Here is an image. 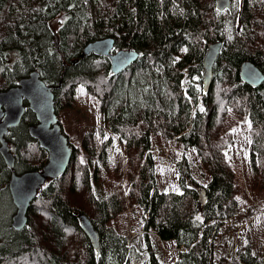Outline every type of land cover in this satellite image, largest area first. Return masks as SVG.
Segmentation results:
<instances>
[{"label":"trees","instance_id":"16d2710c","mask_svg":"<svg viewBox=\"0 0 264 264\" xmlns=\"http://www.w3.org/2000/svg\"><path fill=\"white\" fill-rule=\"evenodd\" d=\"M240 5L237 27V17L219 14L215 0H0V92L39 73L52 88L58 123L73 150L66 173L38 192L21 231L11 225V171L0 156V211L6 199L11 207L8 217L0 213L7 220L0 222V264H138L142 253L113 227L127 203L143 216L140 264H163L151 233L184 249L173 264H264V254L248 247L232 250L229 260L215 257L222 225L245 222L240 184L248 195L264 192V83L253 89L239 77L245 61L264 74V0ZM106 38L115 40L114 52L140 55L117 76L105 57L80 58L87 44ZM218 41L224 47L204 94L202 60L207 45ZM86 96L97 102L101 126L76 146L63 120ZM25 106L20 125L5 137L18 175L41 171L48 162L30 136L38 122ZM240 128L250 141L243 180L229 156ZM172 141L197 155L209 175L206 185L187 184L186 176L179 193L159 189L150 151L154 142ZM186 162L183 156L178 168ZM75 214L90 219L99 255Z\"/></svg>","mask_w":264,"mask_h":264},{"label":"water","instance_id":"95a60500","mask_svg":"<svg viewBox=\"0 0 264 264\" xmlns=\"http://www.w3.org/2000/svg\"><path fill=\"white\" fill-rule=\"evenodd\" d=\"M215 8L219 14L232 11V0H215ZM115 40L106 38L87 44L80 56L81 59L94 55L110 61L111 74L117 76L131 67L139 59L138 52L119 50L114 52ZM224 47L222 41L207 45L202 60V92L207 94L213 83V70ZM56 48L57 42H56ZM239 77L243 84L255 89L264 83V74L251 62L245 61L239 69ZM28 109L35 115L37 126L31 127L30 136L37 140L40 147L48 154V162L41 171L16 174L15 158L6 141L9 130L18 127ZM73 150L67 137L62 134L54 105L52 88L47 86L33 71L28 77L21 79L16 87L0 92V156L11 171L8 191L16 209L12 216V228L23 230L28 224V211L38 192L49 180H56L64 175L70 165ZM188 169L185 163L181 166V178L185 179ZM81 231L85 234L93 250L99 255V238L90 219L83 214H75Z\"/></svg>","mask_w":264,"mask_h":264},{"label":"rangeland","instance_id":"374dc122","mask_svg":"<svg viewBox=\"0 0 264 264\" xmlns=\"http://www.w3.org/2000/svg\"><path fill=\"white\" fill-rule=\"evenodd\" d=\"M232 17L236 18L237 27L240 24V0H232ZM231 28H235L234 24ZM98 105L95 100L90 99L88 96L78 99L74 108L67 110L68 116L63 120L64 127L68 129L69 136L73 143L78 146L81 143L83 135L92 131L93 127H100L101 117L98 113ZM65 129V130H66ZM237 141L232 146L230 145L229 156L233 160L234 167L237 169V174L240 179L243 180L244 169L247 164V157L250 151V141L248 133L245 128H240L237 136ZM119 148L122 156V161L125 163V157L122 153V144H116ZM151 154L156 159L157 166V178L159 189L164 192H181L179 185V179L181 178V171L178 168L182 162L183 156L187 158L188 180L187 184H193V182H199L206 185L209 181V175L205 172L200 159L197 155L188 150H183L172 142H154L151 148ZM105 182L108 180L102 178ZM240 213L242 223H235L233 219L226 221L221 228L220 235L216 239V253L215 257L220 255L229 260L234 254L232 250H240L248 247L254 254H264V192L258 193L254 191V195H248V189L240 184ZM245 189V190H244ZM244 193V196L242 194ZM127 194V191H126ZM239 195V196H240ZM4 199L6 195H3ZM82 201L85 197L79 196ZM244 197V198H242ZM127 207L124 212L116 218L113 223V227L120 233L125 234L128 237L131 250H135L142 253L138 262L144 261L145 251H143L144 245V232H143V216L137 206L127 203ZM4 206L7 209H2L1 214L4 217H8L5 214L11 213V207L8 206L7 199L4 200ZM0 214V215H1ZM2 224H6V219H0ZM112 225V224H111ZM150 242L155 249L159 260L163 264H173L178 257V253L183 250L177 249L173 242H162L159 238L151 233Z\"/></svg>","mask_w":264,"mask_h":264},{"label":"snow or ice","instance_id":"6c2138e0","mask_svg":"<svg viewBox=\"0 0 264 264\" xmlns=\"http://www.w3.org/2000/svg\"><path fill=\"white\" fill-rule=\"evenodd\" d=\"M201 111H203V109H201ZM197 219H199V217H197Z\"/></svg>","mask_w":264,"mask_h":264}]
</instances>
